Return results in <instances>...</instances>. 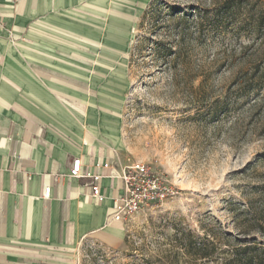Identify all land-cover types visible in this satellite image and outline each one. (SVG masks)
<instances>
[{
	"label": "rangeland",
	"instance_id": "1",
	"mask_svg": "<svg viewBox=\"0 0 264 264\" xmlns=\"http://www.w3.org/2000/svg\"><path fill=\"white\" fill-rule=\"evenodd\" d=\"M220 1L145 0L140 8L133 4L128 10L122 4L136 18L128 26L129 40L112 37V43L123 49L128 43L125 59L116 56L123 61L112 60L111 70L95 65L96 59L102 60L101 49L96 53L63 43L38 47L88 69H80L79 77L67 71L79 69L52 58L31 64L91 90L88 95L62 85L76 101L65 105L77 120L95 125L89 118L93 113L97 128L103 130L104 124L110 130L101 135L90 127L83 134L80 126L90 147L98 145L119 166L147 163L165 175L176 194L126 219L122 239L114 245L86 233L60 257L32 256L28 264H213L182 247H215L213 255L221 256L228 247H243L244 241L264 244L260 232L239 228L246 215L241 210L250 202L260 206L264 192V161L258 160L264 152V91L257 94L263 113L253 115L228 85L229 70L219 65L237 39L209 33L194 13V7L209 8ZM112 2L103 0L108 6ZM72 12L79 17L77 9ZM13 41L17 51L23 50L20 40ZM91 76L94 81L86 78ZM225 95L228 111L224 112L216 100ZM28 100L17 98L16 109L43 115Z\"/></svg>",
	"mask_w": 264,
	"mask_h": 264
},
{
	"label": "crops",
	"instance_id": "2",
	"mask_svg": "<svg viewBox=\"0 0 264 264\" xmlns=\"http://www.w3.org/2000/svg\"><path fill=\"white\" fill-rule=\"evenodd\" d=\"M82 1L84 7L76 8ZM144 1L113 0L108 6L103 0H0V264H28L32 256L60 257L73 249L76 237L86 233L108 245L121 241L123 222L106 219L113 197L121 193V180L103 177L100 186L105 199L97 203L88 194L87 179L69 176L74 157L81 158L83 169L111 162L105 173L119 172L124 166L114 164L98 145L90 147L81 134L80 126L83 134L94 127L101 135L110 131L107 126L102 124L99 130L93 113L89 118L95 125L82 124L65 105L76 101L64 93L62 85L88 95L91 90L31 64L52 58L79 69L67 71L80 77V69L87 71L86 67L38 48L63 43L96 53L101 49L102 60L96 59L95 65L111 70L112 60L121 64L125 59L126 33L136 18L126 10L133 4L140 8ZM76 9L78 18L72 12ZM113 36L128 39L124 49L112 43ZM14 38L23 50L12 46ZM119 55L123 60L114 59ZM86 78L94 81L95 77ZM17 98L29 99L43 115L18 111ZM46 186H50L48 198L43 196Z\"/></svg>",
	"mask_w": 264,
	"mask_h": 264
},
{
	"label": "trees",
	"instance_id": "3",
	"mask_svg": "<svg viewBox=\"0 0 264 264\" xmlns=\"http://www.w3.org/2000/svg\"><path fill=\"white\" fill-rule=\"evenodd\" d=\"M199 23L205 22L209 33H220L237 39V44L223 57L230 74L228 85L237 92L252 114L263 113L257 94L264 91V1L222 0L209 8L194 7ZM217 62V61H216ZM215 63V62H213ZM256 94V95H255ZM228 97L217 99L228 111ZM258 160L264 161V152ZM241 212L245 219L239 223L241 232L257 231L264 235V192L260 193V206H250ZM242 214V213H241ZM239 241V239H235ZM243 247H228L221 256L213 255L215 247H182L188 254L213 264H264V244L247 241Z\"/></svg>",
	"mask_w": 264,
	"mask_h": 264
},
{
	"label": "built area",
	"instance_id": "4",
	"mask_svg": "<svg viewBox=\"0 0 264 264\" xmlns=\"http://www.w3.org/2000/svg\"><path fill=\"white\" fill-rule=\"evenodd\" d=\"M112 167L111 162L96 163L94 169H83L81 158L74 157L71 160L69 176L73 178L87 179L89 196L97 203L105 199V193L100 186L103 177L119 178L121 180V193L113 197V203L107 213V221L124 222L134 213L159 206L173 198L175 188L166 179L165 175L151 168L144 162H132L121 167L119 172L115 170L105 173ZM50 186L43 189V196L48 198Z\"/></svg>",
	"mask_w": 264,
	"mask_h": 264
}]
</instances>
